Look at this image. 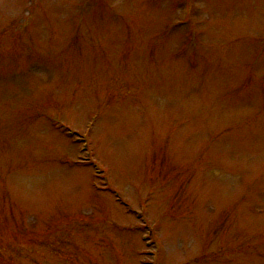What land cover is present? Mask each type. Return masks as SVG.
Instances as JSON below:
<instances>
[{
  "label": "rangeland",
  "instance_id": "1",
  "mask_svg": "<svg viewBox=\"0 0 264 264\" xmlns=\"http://www.w3.org/2000/svg\"><path fill=\"white\" fill-rule=\"evenodd\" d=\"M0 264H264V0H0Z\"/></svg>",
  "mask_w": 264,
  "mask_h": 264
}]
</instances>
